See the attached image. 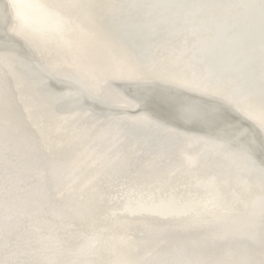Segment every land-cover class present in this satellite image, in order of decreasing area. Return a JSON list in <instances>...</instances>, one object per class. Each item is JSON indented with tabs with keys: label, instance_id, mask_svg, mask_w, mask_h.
I'll list each match as a JSON object with an SVG mask.
<instances>
[{
	"label": "snow or ice",
	"instance_id": "snow-or-ice-1",
	"mask_svg": "<svg viewBox=\"0 0 264 264\" xmlns=\"http://www.w3.org/2000/svg\"><path fill=\"white\" fill-rule=\"evenodd\" d=\"M0 264H264V0H0Z\"/></svg>",
	"mask_w": 264,
	"mask_h": 264
},
{
	"label": "bare ground",
	"instance_id": "bare-ground-1",
	"mask_svg": "<svg viewBox=\"0 0 264 264\" xmlns=\"http://www.w3.org/2000/svg\"><path fill=\"white\" fill-rule=\"evenodd\" d=\"M29 22L34 27H39L38 23L35 22V20L29 19ZM134 112H135V110L130 109L128 111L127 115L131 116L132 113H134ZM83 119L88 120L89 118L83 117ZM161 156H162V162L166 165V172H167L169 178L173 179L178 184L180 181L185 180L186 173L184 172V170L181 167H179L175 162L169 161L168 158L166 157V155L161 154ZM187 183H188V190L191 191L193 194H195L197 191L196 185L198 183L197 176L195 174H193L192 176H188L187 177ZM179 186L183 187L182 184H180Z\"/></svg>",
	"mask_w": 264,
	"mask_h": 264
},
{
	"label": "water",
	"instance_id": "water-1",
	"mask_svg": "<svg viewBox=\"0 0 264 264\" xmlns=\"http://www.w3.org/2000/svg\"><path fill=\"white\" fill-rule=\"evenodd\" d=\"M6 2V0H3ZM24 3H31V4H43L46 0H21ZM29 19L35 20L38 23L39 27H34L30 22ZM28 23L29 25L35 29L38 33H52L56 30L57 21L48 16L43 10L41 9H32L29 10L28 13ZM156 46L160 45V41L155 42ZM179 70V69H178ZM135 110V109H132Z\"/></svg>",
	"mask_w": 264,
	"mask_h": 264
}]
</instances>
